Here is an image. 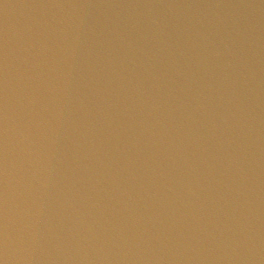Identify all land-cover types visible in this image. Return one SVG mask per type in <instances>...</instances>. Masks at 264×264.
<instances>
[{
    "label": "water",
    "instance_id": "95a60500",
    "mask_svg": "<svg viewBox=\"0 0 264 264\" xmlns=\"http://www.w3.org/2000/svg\"><path fill=\"white\" fill-rule=\"evenodd\" d=\"M0 264H264V0H0Z\"/></svg>",
    "mask_w": 264,
    "mask_h": 264
}]
</instances>
